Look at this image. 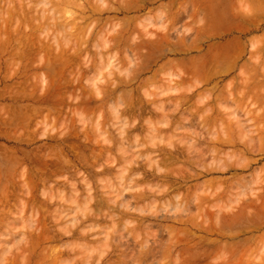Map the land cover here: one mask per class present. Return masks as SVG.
<instances>
[{
  "label": "rangeland",
  "instance_id": "obj_1",
  "mask_svg": "<svg viewBox=\"0 0 264 264\" xmlns=\"http://www.w3.org/2000/svg\"><path fill=\"white\" fill-rule=\"evenodd\" d=\"M67 1H70V5L63 0H0V264H48V261L52 264H57V261L58 264H264V0H98L100 4L96 0ZM92 6L95 7L94 10ZM65 25L70 27L65 28ZM59 26L63 29L58 28ZM115 34L118 36L115 37ZM52 37H57L58 41ZM77 37L78 41L75 40ZM77 47L81 49L77 51ZM98 52L103 61H98ZM106 57L109 59L107 64ZM112 61L115 68L111 66ZM197 68L199 72L195 70ZM167 84L172 86L173 89L170 90L174 92L169 90L170 87L167 88ZM192 108L198 109L195 111ZM164 111L173 112L172 114L177 112L174 116L169 115L170 119L167 115L163 118L164 115L160 112ZM184 114H187L186 118L189 116L188 120L184 118ZM210 115L214 118L209 120ZM205 118L209 121L206 122ZM126 119L128 121L124 123ZM167 119L171 122L166 121ZM149 123L159 127L154 129ZM122 126L127 128L123 129L124 133H129L126 136L132 137V140L124 142L125 145L121 142L126 138ZM190 128L194 129L188 130ZM156 129L158 131L155 135ZM75 131L79 135L74 134ZM209 132H214V136H210ZM150 134L153 135L152 141L149 139ZM135 135L141 144L144 143L143 148L136 142ZM218 136L221 143L224 141L221 145L216 141ZM211 137H214L215 143ZM229 138L233 140L232 143L231 140L226 141ZM133 139L137 144L135 147ZM193 142H198L196 146L201 151L197 147L195 149ZM170 144L173 147L169 148ZM205 144L212 146L213 154L212 149ZM216 144L219 151L215 149ZM165 145L175 152V156L168 159L166 164V159L160 154L163 152L155 150L159 147L165 149ZM124 146L129 147L122 152L121 149L126 148ZM137 146L141 149L136 150ZM187 146H191L193 151ZM204 147L209 148L210 153H206ZM73 148L78 151L75 153ZM133 148L135 149L132 150ZM149 148H154L157 155L153 150L149 152ZM169 149L166 147V150ZM130 150L136 153L131 154ZM100 151L104 154L101 155ZM145 151L150 154L153 152V158L150 154L147 156ZM202 151L203 155L200 154ZM84 152L86 159L82 156ZM141 152L143 155L137 154ZM92 153H95L94 156L89 155ZM78 154L84 159L81 160ZM107 154H110V163L106 161L108 164L104 161ZM128 154L139 155V158L134 156L133 159L142 161L144 166L142 162L139 163L142 168L148 166L146 169H156L161 164L160 169L170 173L169 178H165L166 174L161 170V175L157 174V177H150L151 179L147 177V180L150 179L149 184L145 180V190L141 187L146 194H150L148 190L151 185H159L161 192H164L161 186L168 181L172 182V189L177 188L165 194L159 190V194L152 197L154 202L148 197L138 202L139 204L133 202L143 213L148 212V207L153 203V218L138 219L135 222L142 224H138L137 228L134 218H126L129 220L128 224L122 223L125 219L118 221L108 217L110 213L107 216L108 210L113 212L115 209L110 206L115 203L117 205L114 197L120 199V196L115 195L114 188L117 186L121 191V186L118 188L120 184L116 180L117 171L114 167L110 174L106 170L108 176H104L102 169L98 172L100 166H97L102 163L104 169V165L108 167L114 163L116 168H122V156ZM149 156L152 159L159 156L160 163H154L155 159L149 160ZM106 158L109 159L108 156ZM98 160L95 165L94 162ZM67 161H70L72 167ZM216 163L217 166L219 163V166L226 168L225 172H207ZM152 164L154 167L149 168ZM167 165L169 168L171 165V172ZM156 171L158 172L157 169ZM189 171L196 173L198 177L190 178L192 173ZM96 173L97 178L93 176ZM182 177L186 179L183 180ZM82 178L85 182H88L86 179H91L89 186ZM143 185L141 181L140 186ZM147 186L150 187L147 189ZM87 191L96 197L91 200L92 196L89 197ZM127 191H124V195L128 194ZM85 196L90 199L85 200ZM96 198L98 205L100 200L106 202L107 198L111 200L107 201L111 205L107 202L106 205L103 202L99 206L95 205ZM84 200L89 201V208L93 214L96 213L93 217L102 218L82 221L85 216V209L82 207L87 205ZM88 212L87 210L86 213ZM103 212H107L106 215ZM64 213L70 214L66 216ZM134 214L133 217L143 216ZM106 216L109 219H105ZM74 217L78 222L73 220ZM132 220L133 223H130ZM94 221L100 225L95 226ZM116 221L121 222L119 225L122 226H118ZM90 222L100 229L93 227L91 231L85 229L87 232H83V228L90 229ZM111 223H115L117 228L112 227L115 224ZM123 224H128L129 227L127 225L126 228ZM73 226L76 228L75 233L81 230L89 238H85L86 235L81 238V231L76 237L75 234L74 237L70 236L71 232H63L73 230ZM132 226L135 228L131 229ZM46 229L51 230L50 237H58L59 240L47 242L46 235L49 231L46 234ZM33 239L35 244L32 245ZM43 239H46L45 243ZM86 242L90 244L87 245ZM62 244L68 251H62ZM66 244L71 245L68 247ZM87 247L93 249L89 250ZM53 249L61 250L64 254H59L60 258L57 260L59 255L56 257L54 254L57 252ZM52 252H55L51 254L53 258L50 257ZM96 260L98 261L95 262Z\"/></svg>",
  "mask_w": 264,
  "mask_h": 264
},
{
  "label": "bare ground",
  "instance_id": "obj_2",
  "mask_svg": "<svg viewBox=\"0 0 264 264\" xmlns=\"http://www.w3.org/2000/svg\"><path fill=\"white\" fill-rule=\"evenodd\" d=\"M73 1H74V0H73ZM73 1H71V2H73ZM96 1L99 2L98 0H96ZM105 1H106V0H105ZM132 1H133V0H132ZM132 1H131V2H132ZM137 1H138V0H137ZM139 1H140V0H139ZM45 2H46V1H44V3H45ZM59 2H61V0H59ZM63 2H66V3H67L68 1H67V0H66V1L63 0ZM94 2H95V1H94ZM102 2H104V1H102ZM46 3L48 4V2H46ZM66 3H65V4H66ZM90 3H91V2H90ZM100 3H101V2H99V4H100ZM104 3H105V2H104ZM109 3H110V2H109ZM109 3H108V4H109ZM68 4L70 5V1L68 2ZM133 4H135V2H134ZM44 5H45V4H43V6H44ZM56 5H57V4H56ZM79 5H80V4H79ZM92 5H96V4H93V3H92ZM101 5H102V4H101ZM135 5H137V4H135ZM135 5H133V6H135ZM15 6H16V5H15ZM138 6H139V5H138ZM56 7H57V6H55V8H56ZM92 7H93V6H92ZM100 7H101V6H100ZM102 7H103V6H102ZM135 7H137V6H135ZM249 7H250V6H249ZM44 8H45V7H44ZM94 8H95V7H93V10H94ZM106 8H107V7H106ZM129 8H130V7H129ZM129 8H128V9H129ZM80 9H81V8H80ZM98 9H99V8H98ZM130 9H131V8H130ZM133 9H134V8H133ZM138 9H139V7H138ZM8 10H9V9H8ZM22 10H23V9H22ZM46 10H47V9H46ZM46 10H45V11H46ZM54 10H55V9H54ZM84 10H85V9H84ZM16 11H17V9H16ZM48 11H49V10H48ZM91 11H92V10H91ZM9 12H10V11H8V13H9ZM55 12H56V10H55ZM58 12H59V11H58ZM64 12H65V11H64ZM92 12H94V11H92ZM252 12H253V11H252ZM65 13H67V12H65ZM61 14H62V13H61ZM70 14H72V13H70ZM10 15H12V13H11ZM40 15H41V14H40ZM54 15H55V14H54ZM88 15H91V14H88ZM41 16H43L44 18L47 17L46 15H45V16H44V15H41ZM17 17H18V16H17ZM30 17H31V16H30ZM85 17H86V16H85ZM88 17H89V16H88ZM8 18H9V15H8ZM10 18H11V16H10ZM44 18H41V19L44 20ZM49 18H50V17H49ZM76 18H77V17H76ZM82 18H83V17H82ZM177 18H178V17H177ZM86 19H87V18H86ZM30 21H31V20H30ZM72 21H73V20H72ZM5 22H6V21H5ZM58 23L60 24V22H58ZM5 24H6V23H5ZM77 24H78V23H77ZM55 25H56V24H55ZM65 26H66V27H65ZM65 26H64L65 28L70 27V26H67V25H65ZM85 26H86V25H85ZM44 27H45V26H44ZM56 27H57V26H56ZM37 28H38V27H37ZM58 28H61V26H59ZM80 28H82V27H80ZM27 29H28V28H27ZM35 29H36V28H35ZM61 29H63V27H62ZM71 30H72V26H71ZM63 31H67V30H63ZM43 32H45V30H44ZM67 32H69V30H68ZM56 34H57V33H56ZM72 34H74V33H72ZM72 34H71V35H72ZM75 34H76V33H75ZM75 34H74V35H75ZM105 34H106V33H105ZM149 34H150V33H149ZM31 35H32V34H31ZM68 35H70V33H68ZM82 35H83V34H82ZM146 35H147V34H146ZM153 35H154V34H153ZM87 36H88V35H87ZM111 36H112V35H111ZM116 36H118V35L115 34V37H116ZM64 37H65V36H64ZM52 38H54L53 40H55V38H56V41H58V40H57V37H52ZM65 38H67V37H65ZM81 38H83V37H81ZM81 38H80V40H81ZM100 38H101V37H100ZM141 38H142V37H141ZM87 39H88V38H87ZM89 39H90V38H89ZM128 39H129V38H128ZM146 39H147V38H146ZM153 39H154V38H153ZM160 39H162V38H160ZM6 40H7V38H6ZM62 40H64V39H62ZM75 40L78 41V37H77V39H75ZM82 40H83V39H82ZM150 40H151V39H150ZM150 40H149V41H150ZM41 41H42V40H41ZM56 41H55V42H56ZM64 41L67 42L66 39H65ZM64 41H62V42H64ZM95 41H96V40H95ZM154 41H155V40H154ZM3 42H4V41H3ZM55 42H54V44H55ZM70 42H71V41H70ZM70 42H69V43H70ZM82 42H84V40H83ZM82 42H81L80 44H82ZM120 42H121V39H120ZM160 42H161V41H160ZM64 43H65V42H64ZM72 43H74V42H72ZM75 43H76V42H75ZM75 43H74V44H75ZM96 43H97V42H96ZM133 43H134V42H133ZM141 43H142V42H141ZM4 44H5V43H4ZM20 44H21V43H20ZM58 44H59V43L57 42V45H58ZM76 44H77V43H76ZM80 44H79V46H81ZM85 44H88V43H85ZM108 44H109V43H108ZM114 44H115V43H114ZM119 44H120V43H119ZM143 44H144V43H143ZM57 45H56V46H57ZM109 45H110V44H109ZM112 45H113V44H112ZM115 45H116V44H115ZM147 45H148V44H147ZM191 45H193V44H191ZM58 46H59V45H58ZM67 46H68V43H67ZM124 46H125V45H124ZM138 46H139V45H138ZM158 46H159V45H158ZM46 47H47V46H46ZM107 47H109V46H107ZM191 47H192V46H191ZM72 48H73V45H72ZM74 48H75V47H74ZM74 48H73V49H74ZM83 48H84V47H83ZM132 48H133V47H132ZM165 48H166V47H165ZM188 48H189V47H188ZM46 49H47V48H46ZM78 49L80 50L81 48H78V47H77L76 50L78 51ZM107 49H109V48H106V50H107ZM135 49H136V48H135ZM152 49H153V48H152ZM76 50H75V51H76ZM162 50H163V49H162ZM229 50H230V49H229ZM65 51H66V50H65ZM72 51H73V50H72ZM30 52H31V51H30ZM20 53H21V52H20ZM55 53H56V52H55ZM69 53H70V52H69ZM98 53H100V52H98ZM136 53H137V52H136ZM66 54H68V53H66ZM74 54H75V52H74ZM220 54H221V53H220ZM224 54H225V53H224ZM56 55H59V54H56ZM71 55H72V54H71ZM108 55H110V54L108 53ZM113 55H114V53H113ZM226 55H227V54H226ZM69 56H70V55H69ZM73 56H74V55H73ZM76 56H77V55H76ZM100 56H101V53L99 54L98 57H100ZM105 56H106V55H105ZM130 56H131V55H130ZM55 57H56V56H55ZM67 57H68V56H67ZM107 57H108V56H107ZM107 57L105 58V59H106L105 64H107V60H109V59H107ZM112 57H114V56H112ZM225 57H226V56H225ZM58 58H59V56H58ZM77 58H78V57H77ZM109 58H110V57H109ZM124 58H125V57H124ZM52 59H53V58H52ZM61 59L63 60L62 57H60V60H61ZM84 59H85V57H84ZM102 59H103V58L100 57V59H99L98 61H101ZM113 59H115V57H114ZM231 59H232V58H231ZM68 60H69V59H68ZM193 60H194V59H193ZM226 60H227V59H226ZM57 61H59V60H57ZM85 61H87V60H85ZM102 61H103V60H102ZM110 61H111V60H110ZM54 62H55V60H54ZM64 62H65V61H64ZM87 62H88V61H87ZM89 62H90V60H89ZM127 62H128V61H127ZM70 63H71V62H70ZM84 63H85V62H84ZM116 63H117V62H116ZM190 63H192V61H191ZM68 64H69V63H68ZM114 64H115V63H114ZM114 64H113V61H112V65H111V66H113ZM136 64H137V63H136ZM193 64H194V63H193ZM109 65H110V63L108 64V66H109ZM209 65H210V64H209ZM225 65H226V64H225ZM87 66H88V64H87ZM191 66H192V65H191ZM191 66H190V67H191ZM113 67L115 68V66H113ZM141 67H142V66H141ZM141 67H140V68H141ZM190 67H189V68H190ZM192 67H193V66H192ZM195 67H196V66H195ZM197 67H198V66H197ZM111 68H112V67H111ZM119 68H120V67H119ZM138 68H139V67H138ZM211 68H212V67H211ZM228 68H229V67H228ZM109 69H110V68H109ZM187 69H188V67H187ZM207 69H209L208 66H207ZM224 69H227V68H224ZM113 70H114V69H113ZM118 70H119V69H118ZM132 70H134V69H132ZM142 70H143V69H142ZM195 70L198 71V68L195 69ZM199 70H200V69H199ZM107 71H108V70H107ZM109 71H110V70H109ZM129 71H131V70H129ZM136 71H137V70H136ZM136 71H134V73H135ZM189 71H190V70H189ZM189 71H188V72H189ZM251 71H252V70H251ZM192 72H193V71H192ZM198 72H199V71H198ZM198 72L196 73V72L194 71L193 73H194V74L196 73L197 75H200V73H198ZM200 72H201V71H200ZM208 72H209V71H208ZM253 72H254V71H253ZM253 72H252V73H253ZM123 73H124V72H123ZM46 74H47V73H46ZM126 74H127V73H126ZM132 75H133V73H132ZM133 76H134V75H133ZM175 77H176V76H175ZM180 77H181V76H180ZM201 78H202V77H201ZM205 78H206V76H205ZM209 78H210V77H209ZM247 78H249V77L247 76ZM180 79H181V78H180ZM202 79H203V78H202ZM210 80H211V78H210ZM54 81H55V80H54ZM125 81H126V80H125ZM170 81H171V80H170ZM173 81H174V80H173ZM178 81H179V80H178ZM205 81H206V80H205ZM248 81H249V80H247V82H248ZM43 82H44V81H43ZM171 82H172V81H171ZM206 82H207V81H206ZM59 83H60V82H59ZM110 83H111V82H110ZM112 83H113V82H112ZM167 83H168V82H167ZM172 83H173V82H172ZM172 83H171V84L169 83V84L172 85ZM195 83H196V82H195ZM244 83H245V82H244ZM248 83H251V82H248ZM103 84H104V83H103ZM117 84H118V83H117ZM127 84H128V83H127ZM169 84H167V85H169ZM229 84H230V82H229ZM262 84H263V82H262ZM110 85H111V84H110ZM114 85H115V84H114ZM170 85L167 87V88L170 87L169 90L172 88V86H173L174 84H173L172 86H170ZM197 85H199V84H197ZM200 85H201V84H200ZM256 85H257V84H256ZM227 86H228V85H227ZM112 87H113V86H112ZM115 88H116V86H115ZM174 88L176 89V87H174ZM179 88H180V87H179ZM252 88H253V87H252ZM113 89H114V88H113ZM172 89H173V88H172ZM175 89H174V90H175ZM180 89H181V88H180ZM242 89H243V88H242ZM107 90H108V89H107ZM159 90H160V89H159ZM164 90H165V89H164ZM185 90H187V89H185ZM185 90H183V92H184ZM167 91H168V89H167ZM167 91H166V92H167ZM170 91H171V92H174V91H172V90H170ZM106 92H107V91H106ZM109 92H110V91H109ZM181 92H182V91H181ZM183 92H182V94L185 93V92H184V93H183ZM187 92H188V91H187ZM230 92H231V91H230ZM178 93H179V92H178ZM243 93H244V92H243ZM60 94H61V93H60ZM105 94H106V93H105ZM108 94H110V93H108ZM209 94H210V93H209ZM239 94H241L242 96H244V94H242L241 92H240ZM61 95H62V94H61ZM94 95H95V94H94ZM94 95H93V97H94ZM101 95H102V94H101ZM106 95H107V94H106ZM200 95H201V94H200ZM202 95H203V94H202ZM205 95H206V94H205ZM225 95H226V94H225ZM225 95H224V96H225ZM232 95H233V92H232ZM95 96H96V95H95ZM227 96H228V95H227ZM229 96H230V95H229ZM96 97H97V96H96ZM199 97H200V96H199ZM204 97H205V96H204ZM204 97H202V98H204ZM208 97H209V96H208ZM208 97H207V98H208ZM261 97H262V96H261ZM178 98H179V97H178ZM224 98H225V97H224ZM60 99H62V98H60ZM122 99H124V98H122ZM146 99H147V98H146ZM175 99L177 100V98H175ZM200 99H201V98H200ZM200 99H198V100H200ZM216 99H217V98H216ZM236 99H237V98H236ZM236 99H235V100H236ZM241 99H242V98H241ZM241 99H240V100H241ZM62 100H63V99H62ZM176 100H175V101H176ZM179 100H180V99H179ZM181 100L183 101V99H181ZM206 100H207V99H206ZM230 100H232V99H230ZM38 101H39V100H38ZM172 101H173V100H172ZM186 101H187V100H186ZM233 101H234V100H233ZM63 102H64V101H63ZM119 102H120V101H119ZM122 102H123V101H122ZM126 102H127V101H126ZM158 102H159V101H158ZM160 102H161V101H160ZM173 102H174V101H173ZM198 102H199V101H198ZM203 102H204V101H202V103H203ZM237 102H238V100H237ZM116 103H117V102H116ZM154 103H156V102H154ZM175 103H176V102H175ZM175 103H174V104H175ZM179 103H180V102H179ZM186 103H187V102H186ZM195 103H197V102H195ZM205 103H206V102H205ZM110 104H111V103H110ZM120 104H121V102H120ZM131 104H132V103H131ZM139 104H140V103H139ZM163 104L165 105V103H163ZM198 104H200V103H198ZM238 104H239V103H238ZM56 105H57V104H56ZM124 105H125V103H124ZM154 105H155V104H154ZM202 105H203V104H202ZM109 106H110V105H109ZM109 106H108V107H109ZM121 106H122V105H121ZM126 106H127V105H126ZM126 106H125V108H126ZM141 106H142V104H141ZM152 106H153V105H152ZM166 106H167V105H166ZM180 106H181V105H180ZM119 107H120V106H119ZM122 107H124V106H122ZM127 107H128V106H127ZM145 107H146V106H145ZM161 107H163V106H161ZM169 107H170V106H169ZM198 107H199V106H198ZM39 108H40V107H39ZM110 108H113V106H111ZM114 108H115V110H116V106H115ZM120 108H121V107H120ZM170 108H172V107H170ZM72 109H73V108H72ZM132 109H133V108H132ZM134 109H135V108H134ZM142 109H143V108H142ZM142 109H141V110H142ZM166 109H168V108L166 107ZM187 109H188V108H187ZM194 109H195V108H192V110H194ZM196 109H198V108H196ZM196 109H195V111H196ZM48 110H49V109H48ZM111 110H112V109H111ZM111 110H110V111H111ZM113 110H114V109H113ZM115 110H114L113 112H115ZM124 110H125V109H124ZM199 110H200V109H199ZM227 110H228V109H227ZM129 111H130V110H129ZM129 111H128V112H129ZM142 111H145V110H142ZM156 111H158V110H156ZM167 111H169V110H167ZM36 112H37V111H36ZM38 112H39V111H38ZM48 112H49V111H48ZM117 112H120V111L118 110ZM151 112H152V111H151ZM164 112H165L166 114H165ZM164 112H160V113H163V115H164L163 118H166L167 116H168L167 118H170L171 116L169 117V115H171V114L173 113V112H172V113H171V112L169 113V112H166V111H164ZM174 112H175V111H174ZM176 112H177V111H176ZM176 112H175V113H176ZM180 112H181V111H180ZM185 112H186V111H185ZM190 112H191V110L189 111V113H190ZM130 113H131V112H130ZM160 113H159V114H160ZM175 113H174V114H175ZM186 113H188V112H186ZM209 113L212 114L213 112H209ZM230 113L233 114L232 111H231ZM79 114H80V113H79ZM116 114H117V113H116ZM121 114H122V112H121ZM126 114H127V113H126ZM174 114H172V115L174 116ZM190 114H191V113H190ZM190 114H188V115H190ZM192 114H194V113L192 112ZM202 114H203V113H202ZM114 115H115V114H114ZM117 115H119V114H117ZM166 115H167V116H166ZM181 115H182V113H181ZM186 115H187V114H186ZM186 115L184 114V116H185L184 118H186ZM205 115H206V114H205ZM234 115H236V114H234ZM234 115H233V117H234ZM46 116H47V115H46ZM173 116H172V117H173ZM179 116H180V115H179ZM51 117H52V116H51ZM115 117H116V116H115ZM132 117H133V116H132ZM182 117H183V116H182ZM188 117H189V116H187L186 120H188ZM197 117H198V116H197ZM126 118H127V116H126ZM137 118H138V117H137ZM159 118H160V117H159ZM161 118H162V116H161ZM174 118H175V117H174ZM206 118H207V117H206ZM206 118H205V120H207L206 122H208L210 119H213L214 117L211 118V115H210L209 120L206 119ZM216 118H217V117H216ZM230 118H231V117H230ZM234 118H236V117H234ZM238 118H239V117H238ZM47 119H48V118H47ZM124 119H125V118H124ZM144 119H145V118H144ZM148 119H149V118H148ZM150 119H151V118H150ZM157 119H158V118H157ZM170 119H171V118H170ZM170 119H167L166 121L169 122ZM182 119H183V118H182ZM193 119L195 120V118H193ZM232 119H233V118H232ZM239 119H240V118H239ZM54 120H55V119H54ZM82 120H83V118H82ZM98 120H99V119H98ZM116 120H118V117H116ZM158 120H159V119H158ZM189 120H190V119H189ZM191 120H192V119H191ZM201 120H202V119H201ZM214 120H216V119H214ZM214 120H213V121H214ZM217 120H218V119H217ZM230 120H231V119H230ZM230 120H229V121H230ZM43 121H44V120H43ZM45 121H46V120H45ZM83 121H84V120H83ZM96 121H97V120H96ZM118 121H119V120H118ZM122 121H123V120H122ZM127 121H128V120L126 119V121H124V123H127ZM147 121H148V120H147ZM150 121H151V120H149V122H150ZM159 121H161V119H160ZM159 121H158L157 123H159ZM166 121H165V123L168 124V122H166ZM181 121H182V120H181ZM184 121H185V119H184ZM184 121H183V122H184ZM196 121H197V120H196ZM232 121H234V120H232ZM236 121H238V120L236 119ZM236 121H234V122H236ZM239 121L241 122V120H239ZM239 121H238V122H239ZM131 122H132V121H131ZM134 122H135V119H134ZM136 122H138V121H136ZM152 122H154V121H152ZM170 122H171V120H170ZM170 122H169V123H170ZM185 122H187V121H185ZM189 122L191 123V121H189ZM98 123H99V122H98ZM157 123H156V124H157ZM161 123H162V121H161ZM161 123H159V124H161ZM165 123H164V124H165ZM180 123H181V122H180ZM214 123H215V122H214ZM236 123H237V122H236ZM236 123H235V125L238 124V123H237V124H236ZM129 124H130V123H129ZM129 124H128V125H129ZM133 124H135V123H133ZM150 124H151V123H149V125H150ZM204 124H205V123H204ZM208 124H209V123H208ZM242 124H243V123H242ZM45 125H46V123H45ZM101 125H102V124H101ZM120 125H121V124H120ZM122 125H123V122H122ZM126 125H127V124H126ZM135 125H136V124H135ZM135 125H134V126H135ZM146 125H147V124H146ZM151 125H152V124H151ZM162 125H163V124H162ZM168 125H171V124H168ZM178 125H179V124H178ZM181 125H182V124H181ZM201 125H202V124H201ZM209 125H211V123H210ZM209 125H208V126H209ZM235 125H234V126H235ZM123 126H124V125H123ZM123 126H122V127H123ZM130 126H131V125H130ZM157 126L159 127V125H157ZM157 126L154 127V125H152V127H153L154 129H155ZM202 126H205V125H202ZM239 126H240V124H239ZM241 126H243V125H241ZM246 126H247V125H246ZM246 126H244V127H246ZM66 127H67V126H66ZM122 127H121V128H122ZM128 127H129V126H128ZM176 127H177V126H176ZM187 127H188V126H187ZM190 127H191V126H190ZM244 127H243V128H244ZM98 128H100V127H98ZM125 128H126V126H125ZM125 128H124V127L122 128V132H123V129H125ZM134 128H135V127H134ZM150 128H151V127H150ZM153 128H151V129L154 131ZM202 128H203V127H202ZM237 128H238V127H237ZM243 128H242V129H243ZM126 129H127V128H126ZM132 129H133V128H132ZM158 129H159V128H158ZM158 129L155 130V133H154L155 135L157 134L156 131H158ZM170 129H171V128H170ZM185 129H186V128H185ZM193 129H194V128H192V129L190 128V129H188V130H191V131H192ZM208 129H210V128H208ZM95 130H98V129H95ZM128 130H129V129H128ZM152 130H151V131H152ZM175 130H176V129H175ZM177 130H178V129H177ZM200 130H201V129H200ZM93 131H94V130H93ZM153 131H152V132H153ZM159 131H160V130H159ZM191 131H189V132H191ZM203 131H204V130H203ZM203 131H202V133H203ZM244 131H247V130H244ZM83 132H84V131H83ZM98 132H101V131L98 130ZM122 132H119V133H122ZM124 132H125V131H124ZM124 132H123V134H125V136H126V135H129V133L127 134V131H126V133H124ZM161 132H162V130H161ZM241 132H242V131H241ZM76 133L79 135V133L75 131L74 134H76ZM185 133H186V132H185ZM193 133H194V132H192V134H193ZM209 133H210V132H209ZM213 133H214V132H213ZM213 133H212V134L210 133L211 135H210V134H209V135H210V136H214ZM217 133H218V132H217ZM226 133H227V131H226ZM226 133H224L223 135H226ZM70 134H71V133H70ZM77 134H76V135H77ZM99 134H100V133H99ZM152 134H153V133H152ZM158 134H160V133H158ZM197 134H198V132L195 134V136H197ZM120 135H121V134H120ZM147 135H148V134H147ZM199 135H200V134H199ZM215 135H216V134H215ZM50 136H51V135H50ZM100 136H101V135H100ZM103 136H104V135H103ZM122 136H123V135H122ZM135 136H136V135H135ZM135 136H133V137L135 138ZM143 136H144V135H143ZM149 136H150V137H149L150 141H152V140H151V137H153V135L150 134ZM157 136H158V135H157ZM157 136H155V137H157ZM186 136H187V135H186ZM193 136H194V135H193ZM202 136H203V135H202ZM210 136H209V137H210ZM241 136H242V134H241ZM127 137H128L129 139H127ZM137 137H138V136H136V138H135V139H137L136 142H137V143H140L141 141L139 142V141H138L139 138H137ZM171 137H172V136H171ZM198 137H199V136H198ZM131 138H132V137H131ZM131 138H130L129 136H126V138L124 137V139H123L121 142L124 144V142L129 141ZM162 138H163V137H162ZM194 138H195V137H194ZM199 138H200V137H199ZM202 138H203V137H202ZM211 138H213V139H211ZM211 138H210V139H211L212 141L215 140L214 137H211ZM125 139H126V141H124ZM145 139H146V138H145ZM152 139H154V138H152ZM157 139H158V138H157ZM187 139H189V138H187ZM191 139H193V138H191ZM191 139H190V140H191ZM196 139H197V138H196ZM208 139H209V138H208ZM210 139H209V140H210ZM219 139H220V141H219ZM131 140H132V139H131ZM133 140H134V139H133ZM146 140L148 141V139H146ZM146 140H144V142H145ZM211 140H210V142H212ZM223 140H225V139H223ZM228 140H231V143H232V141H233V140L230 139V138L227 139L226 141L228 142ZM155 141H156V138H155ZM155 141H154V142H155ZM161 141H162V140H161ZM193 141H196V140L194 139ZM205 141H208V140H205ZM216 141H217V142H220V143H219L220 145L224 142V141H223V142L221 143L222 140H221V138H220L219 136L217 137V140H216ZM216 141H214V143H215ZM96 142H97V141H96ZM98 142H99V141H98ZM136 142H135V140H134V145H133L134 147H135V145H137ZM159 142H160V141H159ZM103 143H104V142H103ZM109 143H111V142H109ZM122 143H121V144H122ZM132 143H133V141H131V144H132ZM152 143H153V142H152ZM193 143H194V142H193ZM196 143L198 144V142H196ZM206 143H207V142H206ZM229 143H230V142H229ZM231 143H230V144H231ZM262 143H263V141H262ZM104 144H105V143H104ZM123 144H122V146H123ZM126 144H128V143H126ZM131 144H130V146H131ZM140 144H141V143H140ZM140 144H138V145L142 147V144H144V143L142 142V144H141V145H140ZM145 144H146V143H145ZM160 144H161V143H160ZM197 144L194 143V147H195V149H196V147H197V149L200 150L201 148L199 149L198 146H196ZM242 144L244 145V142H243ZM254 144H255V143H254ZM118 145H119V144H118ZM124 145H125V144H124ZM128 145H129V144H128ZM153 145H155V144H153ZM153 145H152V147H153ZM205 145H206V146L208 145L207 147H209V148L212 149V146H209L210 144H205ZM213 145H215V144H213ZM226 145H227V144H226ZM228 145H229V144H228ZM247 145H248V144H247ZM249 145H250V143H249ZM84 146H85V145H84ZM156 146H157V145H156ZM165 146H166V145H165ZM216 146H217V144H216ZM73 147H74V146H73ZM124 147H126V148H125V149L122 148V149H121L122 152H124V151L127 149V147H129V146H124ZM149 147H150V146H149ZM166 147H167V149H169L170 147H173V146H171V144H170L169 148H168V146H166ZM166 147H165V149H162V148H164V147H162V148L159 147L158 149L155 148V150L160 151V152H163V153H160V154H162V155H163V158L166 159L165 164H166V162H167L168 159H171V158H173V157L175 156V152L173 151V149L166 150ZM190 147H191V146H189V147L187 146V148H190ZM192 147H193V144H192ZM194 147H193V150H194ZM207 147H206V148L204 147V148H205V152L207 151L208 153H210V149H209V148L207 149ZM213 147H215V146H213ZM250 147H252V146H250ZM52 148H53V147H52ZM74 148H75V147H74ZM74 148H73V149H74ZM76 148H77V147H76ZM110 148H111V147H110ZM112 148H113V147H112ZM120 148H121V145H120ZM139 148H140V147L137 146V147H136V150H139ZM142 148H143V147H142ZM146 148H147V146H146ZM107 149H108V148H107ZM107 149H105V150H107ZM123 149H124V150H123ZM134 149H135V148H133L132 150H134ZM140 149H141V148H140ZM153 149H154V148H153ZM153 149H152V148H151V149L149 148V152H150V150H153ZM215 149H216V150L219 149L218 146H217V148H215ZM74 150H75V149H74ZM155 150H153V152H155ZM175 150H176V149H175ZM178 150H179V147H178ZM178 150H177V151H178ZM190 150H192V149L190 148ZM193 150H192V151H193ZM202 150H203V148H202ZM213 150H214V149H212L211 154H213ZM248 150H249V149H248ZM255 150H256V148H255ZM259 150H260V149H259ZM76 151H78V149L75 150V153H76ZM81 151L83 152V150H80V152H81ZM102 151H103V150H102ZM102 151H100L101 155L104 154V153H102ZM110 151H111V150H110ZM116 151H117V149H116ZM128 151H129V150H127V153H128ZM157 151H156V152H157ZM177 151H176V152H177ZM182 151H184V150H182ZM186 151H187V150H186ZM192 151H191V152L188 151V152H189V153H192ZM194 151H195V150H194ZM200 151H201V150H200ZM203 151H204V150H203ZM203 151H202L200 154H202ZM217 151H219V150H217ZM80 152H78V153H80ZM82 152H81V153H82ZM107 152H108V150H107ZM118 152H119V151H118ZM149 152L147 151V153H146V151H145V154L148 156V155L150 154ZM153 152H152V153H153ZM156 152H155L154 154H156ZM205 152H204V153H205ZM207 152H206V153H207ZM252 152H253V150H252ZM254 152H255V151H254ZM57 153H58V152H57ZM84 153H85V152H84ZM84 153H83V155H82L83 157L86 156V153H85V154H84ZM130 153L132 154V153H136V152H134V151L131 152V150H130ZM152 153H151V154H152ZM157 153H158V152H157ZM184 153H185V152H184ZM184 153H183V154H184ZM218 153H219V152H218ZM94 154H95V153H92V154H89V155H93V156H94ZM112 154H113V153H112ZM137 154H139V155H143L142 152H141V153H137ZM137 154H136V156H135V155H134V156H135L136 158H137V156H138V158H139V155H137ZM145 154H144V155H145ZM151 154H150V155H151ZM160 154H159V155H160ZM186 154H187V153H186ZM195 154H196V153H195ZM200 154H199V155H200ZM232 154H233V153H232ZM48 155H49V154H48ZM56 155H57V154H56ZM79 155L81 156V154H78V156H79ZM96 155H97V154H96ZM96 155H95V156H96ZM101 155H100V156H101ZM156 155H157V154H156ZM180 155H181V154H180ZM184 155H185V154H184ZM190 155H191V154H190ZM192 155L194 156V152H193ZM192 155H191V157H193ZM202 155H203V154H202ZM205 155H207V154H205ZM205 155H204V156H205ZM82 156L80 157L81 160L84 159V158L82 159ZM87 156H88V155H87ZM93 156H91V157L93 158ZM107 156H108L109 159L106 158ZM109 156H110V154H109V155H108V154L106 155V157H105L106 160L103 158L105 162L107 161L108 163H110V161H108V160H110V157H109ZM134 156H131L130 154H128V156H122V160H123V161H121V162L124 163V165H122V166H123L122 168H121V167L116 168L115 166H113L114 163H111L112 165H110V166L108 165V167H106V166L104 165V169H103V166H102L103 164H102V163H100V164L97 165V166H98V168H99V166H100V169H99L98 172H100L101 169H102V172H101V173H103L104 176H108V174H107L106 172H107V171H108V173H109V172H112V171L114 170V168H115V170L117 171V173L115 174V177H116V180L118 181V183L120 184V185L118 184V185H119L118 188L121 186V191H120L119 189H117V186H116V189H117V191L119 190V194H120V195L117 193L116 189L114 188V191L116 192V193L114 192L115 195L117 194V197L120 196V199H119V197H118L119 200L116 199V196L114 197L115 200H116V202H117V205L115 206L116 203L113 204V202H112L113 206H110V207H111V208H115V209H114V210L112 209L113 212H109L110 210H108V211H107L108 213L106 212V213H107V216H108L109 213H110V216H108V217L112 218L113 220L121 221L122 219H125L126 221L124 220V221H122V223H123V222L128 223V221H129L128 219H130V217H131V219L134 218L133 220H134V223L136 224L135 227L137 228V226H138L139 223H138V222L136 223L135 221H138V219H139V220H142V219L145 218V217H147V218H145V220L148 219V218H151V217L153 218V214H151V211H152V207H153V203H152V202H154L152 199H154V198H152V197H153V196L155 197L157 194H159V190H160V192H161L162 188H159V185L156 186V187H158V188H156L154 185H153L154 187H152V185H151L152 188H151L150 186H147V189H148V187H150V189L148 190V191H150V194H146V192L144 191L145 188H146V186L144 187L143 183L145 182V180H147V179H146L147 177H149V178H150V177H151V178H155V177L158 176L157 174H160L159 171L161 170V169H160L161 167H159V166H160L161 164H160L159 166L157 165V166H156L157 168L155 167V168L158 170V172L156 171V169H148V168L146 169V167H148V166H145L144 168H142L140 164H142L143 162L141 161V162H142V163H141L140 160H139V162H138V161H137L138 159H137V160L133 159ZM147 156H145V158H146ZM153 156H154V155H153ZM181 156H182V155H181ZM187 156H188V158L190 157L188 154H187ZM36 157H37V156H36ZM58 157H59V155H58ZM101 157H102V156H101ZM151 157H152V155H151ZM151 157L149 156L148 159L150 160ZM155 157H156V156H155ZM184 157H185V156H184ZM184 157H183V158H184ZM198 157H200V156H198ZM202 157H203V156H202ZM207 157H208V156H207ZM216 157H217V156H215V158H216ZM218 157H219V155H218ZM13 158H14V157H13ZM60 158H61V157H60ZM78 158H79V157H78ZM80 158H79V159H80ZM145 158H144V159H145ZM152 158H153V157H152ZM152 158H151V159H152ZM177 158H178V157H177ZM177 158H176V160H177ZM193 158H194V157H193ZM204 158H206V157H204ZM210 158H211V157H210ZM220 158H221V157H219V159H220ZM19 159H20V158H19ZM41 159H42V158H41ZM85 159H86V157H85ZM90 159H91V158H90ZM93 159H95V158H93ZM98 159H99V157H98ZM141 159H142V158H141ZM154 159L157 160V161H155ZM154 159H152V160H154V163H155V162L160 163V160H159L160 157H159V156H158V158H154ZM164 159H163V160H164ZM184 159H186V158H184ZM191 159H192V158H191ZM194 159H195V158H194ZM197 159H198V158H197ZM197 159H196V160H197ZM199 159H201V158H199ZM212 159H213V157H212ZM227 159H229V158H227ZM231 159H232V158H231ZM45 160H46V159H45ZM111 160H112V159H111ZM116 160H117V158H116ZM152 160H151V162H152ZM186 160H187V159H186ZM201 160H202V159H201ZM203 160H205V159H203ZM215 160L218 161V159H215ZM229 160H230V159H229ZM232 160H233V159H232ZM48 161H49V160H48ZM50 161H52V160H50ZM112 161H114V160H112ZM169 161H171V160H169ZM192 161H193V159H192ZM211 161H212V160H211ZM222 161H223V159H222ZM224 161H225V160H224ZM15 162H16V160H15ZM36 162H37V161H36ZM67 162H68V165H69V164L71 165L70 161H67ZM96 162H99V160H98V161H95L94 164H95ZM107 162H106V163H107ZM117 162L119 163L118 160H117ZM121 162H120L119 164H122ZM195 162H196V161H195ZM220 162H221V161H220ZM227 162H228V160H227ZM233 162H234V161H233ZM250 162H251V161H250ZM53 163H54V162H53ZM59 163H60V162H59ZM106 163H104V164H106ZM108 163H107V164H108ZM118 163H117V164H118ZM139 163H140V164H139ZM152 163H153V162H152ZM178 163H179V162H178ZM212 163H213V162H212ZM212 163H211V165H212ZM222 163H223V162H222ZM229 163H230V162H229ZM231 163H232V162H231ZM60 164H61V163H60ZM94 164H93V165H94ZM101 164H102V165H101ZM115 164H116V163H115ZM173 164H174V163H173ZM190 164H191V161H190ZM202 164H205V166H207L206 163H202ZM220 164H221V163H220ZM232 164H233V163H232ZM236 164H238V162H237ZM56 165H57V164H56ZM70 165H69V166H70ZM95 165H96V164H95ZM162 165H163V164H162ZM171 165H172V164H171ZM171 165H170V168H171ZM176 165H177V164H176ZM193 165H194V164H193ZM197 165H198V164H197ZM197 165H196V166H197ZM209 165H210V164H209ZM211 165H210V166H211ZM214 165H215V164H214ZM246 165H248V164L246 163ZM250 165H251V164H250ZM59 166H60V165H59ZM64 166H65V165H64ZM69 166H68V167H69ZM101 166H102V167H101ZM142 166H144V163L142 164ZM167 166H168V165H167ZM167 166H166V167H167ZM183 166H184V165H183ZM199 166H200V165H199ZM199 166H198V167H199ZM223 166H224V165H223ZM244 166H245V165H244ZM62 167H63V166H62ZM65 167H66V166H65ZM71 167H72V165H71ZM93 167H95V166H93ZM105 167H106V168H105ZM113 167H114V168H113ZM151 167H152V168L154 167L153 164H152V166H149V168H151ZM158 167H159V168H158ZM187 167H188V166H187ZM198 167H197V168H198ZM229 167H230V166H229ZM232 167H233V166H232ZM247 167H249V166H247ZM60 168H61V167H60ZM170 168H169V166H168V169H170ZM178 168L181 169L180 167H178ZM203 168H204V167H203ZM210 168H211V169H210ZM210 168L207 169V172H208V171H211V172L213 173V171H216V170L222 172V171H224V170L226 169V168H223L222 166H219V163H218V166H217V163H216V166H214V168H213V167H210ZM230 168H231V167H230ZM235 168H236V167H235ZM242 168H243V167H242ZM96 169H97V168H96ZM117 169H119V170H117ZM227 169H228V167H227ZM56 170H57V169H56ZM106 170H107V171H106ZM140 170H142V171H140ZM175 170H177V169H175ZM186 170H189V169H186ZM193 170H194V169H193ZM205 170H206V169H205ZM212 170H213V171H212ZM228 170H229V169H228ZM161 171H162V170H161ZM177 171H178V170H177ZM182 171H183V170H182ZM182 171H181V172H182ZM94 172H95V171H94ZM162 172H163V171H162ZM162 172H161V173H162ZM166 172H167V171L163 172V173L166 174L165 178H166V177L169 178L170 173H169V171H168V173H166ZM170 172H171V169H170ZM189 172L192 173L191 171H189ZM202 172H203V171H202ZM224 172H225V171H224ZM104 173H105L106 175H105ZM163 173H162V174H163ZM183 173H184V172H183ZM48 174H49V173H48ZM94 174H95V173H94ZM96 174H97V173H96ZM109 174H110V173H109ZM195 174H196V173H195ZM195 174L192 173V176H190V178H191V177H198V176L195 175ZM198 174H199V173H198ZM234 174H235V173H234ZM21 175H22V174H21ZM99 175H100V173H99ZM111 175L113 176V174H111ZM160 175H161V174H160ZM171 175H172V173H171ZM190 175H191V174H190ZM24 176H25V175H24ZM33 176H34V175H33ZM93 176H96V178H97L98 174H97V175H93ZM172 176H173V175H172ZM251 176H252V175H251ZM255 176L257 177V175H255ZM4 177H5V176H4ZM87 177H89V176L87 175ZM87 177H84V178H87ZM115 177H114V178H115ZM174 177H175V176H174ZM199 177H200V176H199ZM84 178H82V180H83ZM96 178H95V179H96ZM102 178H103V177H102ZM105 178H106V177H105ZM149 178H148V179H149ZM151 178H150V179H151ZM165 178H164V179H165ZM190 178H189V179H190ZM260 178H261V177H260ZM1 179H2V178H1ZM87 179H88V178H87ZM87 179H86V181H88L89 183H91V182H90L91 179H90V178H89V180H87ZM150 179L147 180V183L150 182ZM182 179H183V177H182ZM184 179H186V178L184 177ZM184 179H183V180H184ZM189 179H188V180H189ZM194 179H195V178H194ZM254 179H255V178H254ZM254 179H253V180H254ZM258 179H259V178H258ZM99 180H100V179H99ZM152 180H153V179H152ZM160 180H161V179H160ZM168 180H169V179H168ZM259 180H260V179H259ZM262 180H263V179H262ZM35 181H36V180H35ZM67 181H68V180H67ZM83 181H84V183H87V184H86L87 186H89V183H88V182H85V179H84ZM101 181H103V180L101 179ZM141 181H142V185H143V186H140V185H141ZM166 181H167V180H166ZM204 181H205V180H204ZM208 181H209V180H208ZM251 181H252V180H251ZM155 182H157V180H156ZM202 182H203V181H202ZM210 182H211V179H210L209 183H210ZM216 182H217V181H216ZM252 182H254V181H252ZM73 183H74V182H73ZM82 183H83V182H82ZM147 183H145V184H147ZM158 183H159V182H158ZM160 183H161V182H160ZM165 183H166V182H165ZM167 183H170V181H168ZM167 183H166V185H167V188H166V187H165L166 185L163 184V182H162L163 186H161V187H163V191H164V192H161V193H164V194H165V193H169L170 190L173 188V184H172V182L170 183L171 185H170V184H167ZM173 183H175V182H173ZM179 183H180V182H179ZM254 183H255V182H254ZM258 183H259V182H258ZM29 184H30V183H29ZM74 184H75V183H74ZM113 184H114V183H113ZM148 184H149V183H148ZM154 184H155V183H154ZM198 184H199V183H198ZM204 184H205V183H204ZM221 184H222V183H221ZM114 185H115V184H114ZM164 185H165V186H164ZM205 185H207V183H206ZM219 185H220V183H219ZM238 185H239V184H238ZM75 186H76V185H75ZM90 186H92V185H90ZM138 186L140 187V189H139ZM175 186H176V185H175ZM198 186H199V185H198ZM201 186H202V185H201ZM201 186H200V187H201ZM203 186H204V185H203ZM109 187H110V186H109ZM114 187H115V186H114ZM141 187H144V188H143L144 190H143ZM262 187H263V186H262ZM29 188H30V187H29ZM155 188H156V189H155ZM138 189H139V190H138ZM141 189H142V190H141ZM157 189H158V190H157ZM164 189H167V190H164ZM174 189H175V188H174ZM174 189H172V190H174ZM176 189H177V188H176ZM176 189H175V190H176ZM204 189H205V188H204ZM206 189H207V188H206ZM89 190L91 191V189H89ZM112 190H113V189H112ZM125 190H126V191H127V190H130V191H127L128 194L124 195V193H125L124 191H125ZM131 190H132V191H131ZM185 190H186V189H185ZM196 190H197V189H196ZM201 190H202V189H201ZM90 191H87L88 193H86V194L88 195ZM166 191H167V192H166ZM199 191H200V190H199ZM220 191H221V190H220ZM71 192H72V191H71ZM77 192H78V188H77L76 193H77ZM111 192H112V191H111ZM90 193H91V192H90ZM108 193L110 194V192H108ZM112 193H113V192H112ZM147 193H148V192H147ZM161 193H160V194H161ZM194 193H196V192H194ZM202 193H203V192H202ZM94 194H95V193H94ZM109 194H107V195L109 196ZM208 194H209V193H208ZM215 194H216V193H215ZM77 195H78V194H77ZM87 195H86V196H87ZM101 195L104 196V194H101ZM113 195H114V194H113ZM127 195H128V196H127ZM162 195H163V194H162ZM176 195H178V194H176ZM179 195H180V194H179ZM193 195H194V194H193ZM197 195H198V194H197ZM200 195H201V194H200ZM205 195H206V194H205ZM86 196H85V200L90 199V198H91V200H92V199H94V196H95V195H94V196L91 195V194L88 195L89 197L92 196L93 198H92V197H90V198L87 197V198H86ZM103 196H102V198H104ZM108 196H107V197H108ZM174 196H175V195H174ZM4 197H5V196H4ZM95 197H96V196H95ZM100 197H101V196H100ZM100 197H98V198H100ZM105 197H106V196H105ZM110 197H111V196H110ZM146 197H148V198L151 199L150 201H152V202H151L152 205L150 204V207H148V209H147L148 212L146 211V213H145V211H144V213H145V214H144L143 212H140V209H138L137 207H135V206L133 205V202H134V204H136V203H138V202H140V201L142 202L143 200L147 199ZM198 197H199V195H198ZM49 198H50V197H49ZM175 198H176V197H175ZM60 199H61V198H60ZM96 199H97V198H96ZM108 199H109V198L106 199V202H107V201H108V202L111 201L110 199H109L110 201H109ZM200 199H201V198H200ZM200 199H199L198 201H201ZM203 199H204V198H202V200H203ZM240 199H241V198H240ZM76 200H77V199H76ZM85 200H84V202H85V205H86L87 203H89V201L86 202ZM99 200H100V199H99ZM104 200H105V198H104ZM104 200H103V201L100 200L99 205H100L101 202L104 203V204L102 203L103 205H106V204H105L106 202H105ZM117 200H118V201H117ZM154 200H155V199H154ZM178 200H179V199H178ZM95 201H96V200H95ZM95 201H94V202H95ZM150 201H148V202H150ZM253 201H254V200H253ZM25 202H26V201H25ZM92 202H93V201H92ZM108 202H107V203H108ZM135 202H136V203H135ZM249 202H250V201H249ZM97 203H98V199H97V201L95 202V205H98ZM247 203H248V202H247ZM138 204H139V203H138ZM138 204H137V205H138ZM239 204H241V203H239ZM249 204H250V203H249ZM249 204H248V205H249ZM259 204H260V203H259ZM99 205H98V206H99ZM108 205H111V204L108 203ZM162 205H163V204H162ZM199 205H200V204H199ZM114 206H115V207H114ZM260 206H262V205H260ZM90 207H91V206H90ZM100 207L102 208L103 206L101 205ZM110 207H109V208H110ZM252 207H253V206H252ZM25 208H26V207H25ZM25 208H24V209H25ZM82 208L85 209V210H84L85 213H83V214H85V216H84V218H83L82 221L86 222L87 220L90 221L91 219H95V220H96L97 217H95V216L93 217V215H95L96 213H95V214L92 213V211H91V209L89 208L88 204L86 205V207L84 206V207H82ZM87 208H88V209H87ZM92 208H93V210H94V207H92ZM105 208H106V207H105ZM144 208L146 209V207H144ZM144 208H143V210H144ZM149 208H150L151 210H150ZM185 208H186V207H185ZM260 208H261V207H260ZM8 209H9V208H8ZM83 209H82V210H83ZM99 209H100V208H99ZM253 209H254V208H253ZM263 209H264V208H263ZM61 210H63V209H61ZM87 210L89 211L88 213H86ZM95 210H96V209H95ZM97 210H98V209H97ZM101 210H102V209H101ZM133 210H135V211H133ZM137 210H139L137 213H139V214H143V216H141V217H140V216L133 217V214H134V213L137 214V213H136ZM185 210H186V209H185ZM102 211H103V210H102ZM102 211H101V212H102ZM141 211H142V209H141ZM149 211H150V212H149ZM153 211H155V210H153ZM101 212H98L97 214L102 215ZM133 212H134V213H133ZM62 213H63V212H62ZM62 213H61V214H62ZM65 213H66V211H65ZM65 213H64V214H65ZM90 213H91V214H90ZM100 213H101V214H100ZM103 213H104V212H103ZM106 213H104V215H106ZM147 213H150V215L147 214ZM152 213H153V212H152ZM155 213H156V211H155ZM159 213H160V212H159ZM64 214H63V215H64ZM68 214H70V213H67V214H65V215L67 216ZM135 214H134V215H135ZM233 214H234V213H233ZM99 215H98V217H99ZM160 215H162V214H160ZM89 216H90V219H89ZM102 216H103V215H102ZM107 216H106L105 219H109V218H107ZM135 216H136V215H135ZM156 216H157V214H156ZM244 216H245V215H244ZM59 217H60V216H59ZM154 217H155V214H154ZM240 217H241V216H240ZM253 217H254V216H253ZM99 218H102V217L100 216ZM99 218H97V219H99ZM117 218H118V219H117ZM126 218H128V219H126ZM237 218H238V217H237ZM76 219H77V218L74 217L73 220H76ZM112 219H111V220H112ZM240 219H241V218H240ZM252 219H253V218H252ZM73 220H71V221H73ZM111 220H110V221H111ZM127 220H128V221H127ZM133 220H132V222H130V223H133ZM236 220H237V219H236ZM79 221H80V220H79ZM98 221H99V220H98ZM98 221H97V222H98ZM105 221H106V220H105ZM262 221H263V220H262ZM76 222H78V221L76 220ZM76 222H75V223H76ZM91 222H92V221H91ZM91 222H90V223H91ZM94 222H95V221H94ZM116 222H117V221H116ZM116 222H115V223H116ZM139 222H140V221H139ZM226 222H227V221H225V223H226ZM234 222H235V221H234ZM79 223L81 224V223H83V222H79ZM79 223H78V224H79ZM115 223H111V224L114 225ZM120 223H121V222H120ZM120 223L117 222L118 226H122V225H119ZM76 224H77V223H76ZM76 224H75L74 226H77ZM91 224H92V223H91ZM91 224L89 225V227L91 226L90 229H88V228H83V227H82V228H83V232H84L85 229H86L87 231H88V230L91 231V229L94 227V225H95V226H96V225H97V226L100 225V224L98 225V223L96 224V222L94 223V225L92 224L93 226H92ZM128 224H129V223H128ZM128 224H127V225H128ZM140 224H142V222H140ZM140 224H139V225H140ZM123 225H124V227L126 226V228H127V225H125V224H123ZM130 225H131V224H130ZM133 225H134V224H133ZM259 225H260V224H259ZM44 226H45V225H44ZM48 226H49V225H48ZM74 226H73V227H74ZM110 226H111V225H110ZM233 226H234V225H233ZM50 227H51V226H50ZM50 227H49V229H50ZM112 227H116V228H117L116 224H115L114 226H112ZM128 227H129V225H128ZM135 227L132 226L131 229H134ZM168 227H169V226H168ZM46 228H47V227H46ZM94 228H96V229L98 228V230L100 229L99 227H94ZM102 228H103V227H102ZM126 228H125V230H126ZM36 229H37V228H36ZM60 229H61V228H60ZM62 229H63V228H62ZM67 229H68V228H67ZM71 229H72V228H71ZM75 229H76V228L74 227V229L71 230V231L68 229L69 231H68V230H66V231L64 230L63 232H65V233H67V232H71L69 235L74 237V234H75V237H76L77 233H80L81 230H78L79 232L77 231V232L75 233ZM103 229H104V228H103ZM105 229H106V228H105ZM110 229L112 230L111 227H110ZM119 229H120V228H119ZM34 230H35V229H34ZM42 230H43V229H42ZM86 230H85V232H87ZM107 230H108V229H107ZM113 230H114V229H113ZM117 230H118V229H117ZM45 231H46V232H45L46 234L48 233L47 231H49V233H48L47 235L44 233V234L46 235V237L48 236V238H47L48 241H47V242L51 243V242H57V241L59 240V238L57 237V234H56V237H57V238H55V237H50V236H51V234H50V231H51V230H47V229H46ZM101 231H104V230L101 229ZM105 231H106V230H105ZM105 231H104V232H105ZM114 231H115V230H114ZM129 231H130V230H129ZM38 232H39V231H38ZM41 232H43V231H41ZM63 232H62V233H63ZM81 232H82V231H81ZM83 232H82V234H84V235H82V234L80 233V234H81V238H82V236L84 237L85 235H86L85 238H87V237L89 238V236H87V233L85 234V233H83ZM108 232H109V231H108ZM115 232H117V231H115ZM119 232H120V231H119ZM55 233H56V232H55ZM88 233H89V232H88ZM106 233H107V232H106ZM39 234H40V233H39ZM42 234H43V233H42ZM49 234H50V235H49ZM101 234H103V233H101ZM67 235H68V234H67ZM69 235H68V236H69ZM88 235H89V234H88ZM118 235H119V234H118ZM37 236H38V235H37ZM79 236H80V235H79ZM66 237H67V236H66ZM77 237H78V236H77ZM120 237H121V235H120ZM136 237H137V236H136ZM85 238H84V241H85ZM116 238L118 239V237H116ZM39 239H41V238H39ZM61 239H62V238H61ZM106 239H108V237H107ZM122 239H123V237H122ZM43 240H44V239H43ZM45 240H46V239H45ZM45 240H44V243L46 242ZM82 240H83V239H82ZM89 240H90V239H89ZM89 240H88V241H89ZM120 240H121V239H120ZM84 241H83V246H84ZM114 241H117V240H114ZM148 241H149V240H148ZM32 242H33L32 245L35 244V243H34V239H33ZM119 242H120V241H119ZM146 242H147V241H146ZM86 243H87V245H88L89 242H86ZM98 243H99V242H98ZM148 243H149V242H148ZM89 244H90V243H89ZM118 244H119V243H117V246H118ZM139 244H140V243H139ZM37 245H38V242H37ZM59 245H60V244H59ZM66 245H67V244H66ZM66 245H65V246H66ZM68 245H71V244H68ZM68 245H67V246H68ZM85 245H86V244H85ZM87 245H86V246H87ZM115 245H116V244H115ZM146 245H147V244H146ZM38 246H39V245H38ZM90 246H91V245H90ZM121 246H122V245H121ZM141 246H142V245L140 244V248H141ZM234 246H235V245H234ZM236 246H237V245H236ZM240 246H241V245H240ZM49 247H50V246H49ZM68 247H69V246H68ZM91 247H92V246H91ZM91 247H87V248H89V250H90ZM122 247H123V246H122ZM36 248H37V246H36ZM46 248H47V247H46ZM55 248H56V247H55ZM82 248L84 249L85 247H82ZM82 248H81V249H82ZM120 248H121V247H120ZM120 248H119V249H120ZM153 248H154V247H153ZM61 249H62V251L66 250V249H67L66 251H68V248H64V247H63V244H62V248H61ZM63 249H64V250H63ZM71 249H72V248H70V250H71ZM85 249H86V248H85ZM91 249H93V248H91ZM121 249H122V248H121ZM124 249H126V248L124 247ZM141 249H142V248H141ZM48 250H49V249H48ZM50 250H51V249H50ZM53 250L57 252L56 254H54V255H56V257H57V255L63 253L61 250H55V249H53ZM70 250H69V251H70ZM165 250H166V249H165ZM51 251H52V250H51ZM66 251H65V253H67ZM49 252H50V251H49ZM125 252H126V251H125ZM145 252H146V251H145ZM27 253H28V252H27ZM46 253H47V252H46ZM53 253H55V252L50 253V257H51V254H53ZM147 253H148V252H147ZM47 254H48V253H47ZM47 254H46V255H47ZM63 254H64V253H63ZM67 254H68V253H67ZM121 254H124V253L122 252ZM149 254H150V253H149ZM61 256H62V254H61ZM124 256H126V255H124ZM128 257H129V256H128ZM51 258H53V257H51ZM58 258H60V255H59V257H57L56 259L58 260ZM100 258H101V257H100ZM100 258L98 259L99 261H100ZM229 258H230V257H229ZM49 259H50V258H49ZM54 259H55V257H54ZM56 259H55V261H56ZM98 260H96L95 262H97ZM101 260H102V259H101ZM46 261H47V260H46ZM48 262L50 263V261H48ZM62 262H63V260H62ZM91 262H92V261H91ZM100 262H101V261H100ZM40 263H41V262H40ZM49 263H48V264H49ZM56 263L58 264V261H57ZM60 263H61V262H60ZM63 263H64V262H63ZM108 263H109V262H108ZM128 263H129V262H128ZM28 264H29V263H28ZM45 264H46V263H45ZM50 264H52V262H51ZM64 264H65V263H64ZM91 264H92V263H91ZM122 264H123V263H122Z\"/></svg>",
  "mask_w": 264,
  "mask_h": 264
}]
</instances>
